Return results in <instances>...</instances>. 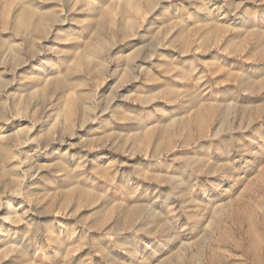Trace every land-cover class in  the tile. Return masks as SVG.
Segmentation results:
<instances>
[{
	"label": "rangeland",
	"instance_id": "obj_1",
	"mask_svg": "<svg viewBox=\"0 0 264 264\" xmlns=\"http://www.w3.org/2000/svg\"><path fill=\"white\" fill-rule=\"evenodd\" d=\"M0 264H264V0H0Z\"/></svg>",
	"mask_w": 264,
	"mask_h": 264
}]
</instances>
